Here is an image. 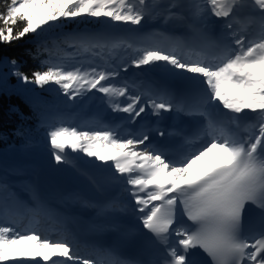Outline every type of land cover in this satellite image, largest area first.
<instances>
[{"label": "snow or ice", "instance_id": "obj_1", "mask_svg": "<svg viewBox=\"0 0 264 264\" xmlns=\"http://www.w3.org/2000/svg\"><path fill=\"white\" fill-rule=\"evenodd\" d=\"M244 8L251 11L249 23L259 25L254 38L234 26ZM156 19L186 31H140L146 20ZM86 21L103 23L105 30L74 28L53 41L54 49L38 47L33 59L48 54L40 61L43 70L28 75L15 58L4 57L0 64L18 83L44 91L54 85L68 101L99 93L112 112L127 114L132 124L148 110L157 124L163 113L199 116L203 123L195 139L176 133L183 144L175 156L163 142L151 140V131L161 138L173 135L158 126L127 136L117 125L102 130L50 126L55 164L69 163L65 153L71 150L113 169L112 179L126 185L140 225L159 246L156 264H264V0L166 5L159 0H0V45ZM113 25L136 26L128 29L135 35L107 30ZM150 66H163L173 78L187 81L191 94L180 98L167 88H140L127 79L114 83L129 67ZM24 91L41 126H47L46 102L34 89ZM197 141L199 147H192ZM16 202L8 185L0 184V212L7 217L0 223V264H125L112 250L81 255L67 237L42 238L33 223L21 230L9 216ZM39 210L43 205L28 209Z\"/></svg>", "mask_w": 264, "mask_h": 264}, {"label": "rangeland", "instance_id": "obj_2", "mask_svg": "<svg viewBox=\"0 0 264 264\" xmlns=\"http://www.w3.org/2000/svg\"><path fill=\"white\" fill-rule=\"evenodd\" d=\"M151 2V0H150ZM171 0H159V4L160 5H166L168 3H170ZM161 22V20L156 19V20H146L143 24V27H148V28H156L157 25H159V23ZM121 55L120 51H117L114 53L115 57H119ZM130 69L132 67H129ZM123 78L125 77V74L122 76ZM116 83V82H114ZM119 101L122 103H126L127 101L125 100V98L121 97L119 98ZM67 111H70V116H72L73 114H75V118L71 123L65 124L64 126H68V127H77V128H85L88 130H102L105 126L109 125V124H105L104 122H100V121H93L92 117L94 115H98L101 118H111L112 121H116L118 118H120L121 116L125 115L127 116V114L125 113H114L111 111V109L108 107V105L106 103H104V98L102 97L101 94L99 93H92L89 94L88 97H85L83 100L81 99H77V101L75 102H67ZM85 116H88V119H85ZM130 125L132 123H129ZM125 125V123L120 124L119 125V129L122 130V127ZM52 126H57L56 123H53ZM121 135L123 136H127L128 133L123 134L121 131ZM40 151V149H38V147H35L34 149H21L19 150V148H10L6 151H4L3 153H1V155L7 159L8 157L11 159L15 156H17V158L20 159V161L22 162L20 164V167L23 168L24 170H26L25 167V162L28 163L29 168L31 169V171H36L38 170V168H36L32 162H34L35 157H38L41 161H42V167L39 170V173L41 174H45L46 176H49L50 180L53 181L57 187H60L63 185H67L68 189H66L67 191H71L72 187L75 184V181L78 178H82V177H91L90 173L94 172L95 169H98V167L101 168V171H106L109 170V166L104 168L107 165H103L100 164V162L94 161V159H89L87 157H84L81 153H73L71 152V150H67L65 153L66 158L68 159L69 163L64 164L66 167L68 168H73L76 167L77 168V174L75 176L70 175L68 173V171L64 168V165H57L54 162V159L52 157V149L49 145V143H47V148L45 150H43L41 152V156L38 152H35L33 154L34 151ZM35 155V157H34ZM87 163L88 167L84 168L81 164H85ZM111 169V168H110ZM112 171H114L113 169H111ZM27 171V170H26ZM114 173V172H113ZM105 180V178H103ZM108 182V181H107ZM115 182H109L113 187H115L117 189L116 191V195L115 197H119L121 199V202L125 203V204H129L130 202L128 201L129 196L127 191L125 190V192H122L123 189H126V185L122 182V180L120 182H117L118 184L116 185ZM53 184V186L55 187V185ZM91 187L94 188L97 193L101 194V198L104 199V196L102 193L106 194V192L104 191V185L100 184L99 186L94 184L93 182H87V184L85 182H82V188H87V187ZM125 201V202H124ZM42 238H48V236L46 234L43 235ZM52 240V239H50Z\"/></svg>", "mask_w": 264, "mask_h": 264}, {"label": "trees", "instance_id": "obj_3", "mask_svg": "<svg viewBox=\"0 0 264 264\" xmlns=\"http://www.w3.org/2000/svg\"><path fill=\"white\" fill-rule=\"evenodd\" d=\"M75 25L78 26L75 28L88 26L86 22ZM20 26L18 25V27ZM71 27V24H69L63 28L49 29L48 31L42 32L39 36L29 35L24 40L15 42L11 46L0 45V59L4 57L8 59L15 58L18 61L20 69L28 75H31L34 70H43L40 57L37 60L33 59V56L37 54L38 47H41L40 40L51 35V33L64 31ZM45 54L43 53L41 55ZM8 72V66L0 64V140L9 138L11 136L10 129L13 122L24 116V107L21 102L27 94L24 89H34L36 93H39L38 88L34 85L18 83L16 77L8 75ZM53 87L56 86L53 85Z\"/></svg>", "mask_w": 264, "mask_h": 264}, {"label": "bare ground", "instance_id": "obj_4", "mask_svg": "<svg viewBox=\"0 0 264 264\" xmlns=\"http://www.w3.org/2000/svg\"><path fill=\"white\" fill-rule=\"evenodd\" d=\"M249 13H251L250 9L248 8H245L241 13H238L239 17H238V21H240L241 19H245ZM248 14V15H246ZM248 21V19H246ZM217 23V22H216ZM251 24V23H250ZM173 24H168V25H165L163 29L169 27V26H172ZM218 30H219V27H218ZM155 68H163L165 69L163 66H153ZM177 78H173V81H176ZM181 81H184L183 79H180ZM158 84V83H157ZM164 85H159V88L163 87ZM6 98H8L6 96ZM172 113H163L165 119L170 116ZM70 171V170H68ZM71 172V171H70ZM43 180V179H42ZM33 186L32 188H30V190L28 191V194H26L27 196H31L34 201L35 199L38 200L39 202H42L43 198H44V193L42 192L44 189H46L47 187L44 185V183L40 180V179H33ZM74 188H76L80 193L81 195L80 196H73V195H61V193H59V191L55 190V189H51L49 190L48 192V197H46V199H44V203H45V206L43 208V210L41 211H34V212H31V217L32 219L37 222L39 224V226L42 228V231L44 233H50V232H54L53 230H60L59 229V224L63 223L65 224V226L68 227V230L73 227V224L70 223L69 221L72 220V217L74 216V214L76 213H81V214H85V215H89L91 214V212H97V217L94 219L96 221H99V220H102L104 219L103 218V212H102V208H98L97 206H95L94 204L90 203L84 196V192L82 190V187H80L78 185V183L76 182ZM42 194H41V193ZM61 199H64L66 201V203H69V204H72V206H68L66 205V207L64 208L67 212H68V216L67 217H63V218H60L59 214L56 217H54L51 213V216L45 214L46 212H49L46 210V203L49 201V205H51L53 207V205L57 204V205H60V201ZM82 203L81 205H85L87 206V209L86 210H83V211H79L77 210V204L78 203ZM76 206H73L75 205ZM122 214H124L122 217L118 216V215H115V214H111L109 217L113 219V221H116V220H120V221H123L124 219H127L129 221H136V222H139L138 220V216L140 215L139 213H135L133 211V208L132 207H129V209L125 210ZM25 220L26 219H23L20 221V225L22 228L26 227L25 225ZM59 221H62V222H59ZM108 224V223H107ZM43 237V235H41ZM51 237H54V236H51ZM50 237V238H51ZM57 239H60L59 236L56 237ZM55 240V239H53ZM81 255H86L84 254L83 252H80Z\"/></svg>", "mask_w": 264, "mask_h": 264}]
</instances>
